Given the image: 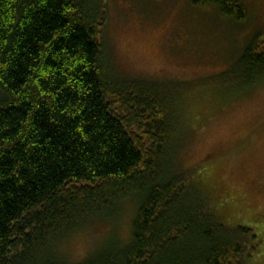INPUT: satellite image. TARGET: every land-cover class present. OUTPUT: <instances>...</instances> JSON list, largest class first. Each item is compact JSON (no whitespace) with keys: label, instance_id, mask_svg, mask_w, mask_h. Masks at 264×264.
Listing matches in <instances>:
<instances>
[{"label":"trees","instance_id":"16d2710c","mask_svg":"<svg viewBox=\"0 0 264 264\" xmlns=\"http://www.w3.org/2000/svg\"><path fill=\"white\" fill-rule=\"evenodd\" d=\"M103 1L0 0V264H248L253 227L226 222L174 168L186 106L214 84L238 92L227 100L264 85V37L215 77L123 81L108 66ZM193 2L247 17L240 0ZM126 200L130 240L78 263L55 253Z\"/></svg>","mask_w":264,"mask_h":264},{"label":"rangeland","instance_id":"374dc122","mask_svg":"<svg viewBox=\"0 0 264 264\" xmlns=\"http://www.w3.org/2000/svg\"><path fill=\"white\" fill-rule=\"evenodd\" d=\"M240 1L243 22L193 0H104L102 41L110 72L123 81L157 83L225 73L255 37H264V0ZM237 94L214 84L186 106L174 169L194 176L206 204L226 222L253 227L248 264H264V85L227 100ZM136 209L126 200L113 215L64 239L55 253L78 263L105 241L127 242Z\"/></svg>","mask_w":264,"mask_h":264}]
</instances>
